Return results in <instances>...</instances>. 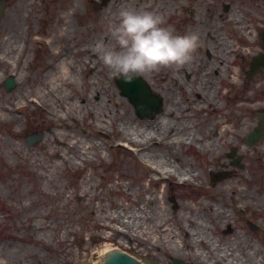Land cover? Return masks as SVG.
<instances>
[{
    "label": "rangeland",
    "instance_id": "374dc122",
    "mask_svg": "<svg viewBox=\"0 0 264 264\" xmlns=\"http://www.w3.org/2000/svg\"><path fill=\"white\" fill-rule=\"evenodd\" d=\"M6 2L7 9L0 17V249H19L32 264H85L98 261L99 251L112 244L139 264H173L174 258L181 264H213L216 255L207 249L205 261L199 260L195 252L206 244L196 246L187 235L203 220L208 239L221 244L240 239L235 244L237 250L251 252L255 260L244 262L246 252L241 255L237 251L239 259L244 264H264V136L252 145L246 142L258 122L246 106L258 92L248 89L256 80L247 82L245 67L247 58L261 48L264 0H110L99 8L95 6L100 0ZM129 5L155 9L177 31H198L201 36L194 59L181 66L183 71L180 66H174L177 72L162 67L141 75L163 100V111L153 120L138 117L135 107L121 94L116 76L94 50L107 20ZM236 15L241 17L239 23ZM8 38L10 45L4 41ZM62 57L77 62L76 75L71 78L74 82L64 89L71 93L68 101L82 106L81 112L67 118L54 113V96L44 97L40 90L44 77ZM222 62L227 64L226 77L237 72V85L226 79L219 82L215 71L223 67ZM208 66L215 70L207 72ZM9 77L15 79L10 91L5 87ZM212 83L220 93L229 90L220 114L193 107L200 95L210 97ZM261 88L264 92V80ZM97 92L104 104L93 102ZM32 95L42 102L29 103ZM261 96L259 104L264 109V93ZM173 100L181 106L187 103L193 110L191 114L183 110V120L188 118L191 129L200 136L208 133L211 139L217 138L220 116L232 130L217 141L215 150H204L197 142L170 148L167 139L159 137L137 143L123 132V123L147 127L166 118V108ZM7 107L9 114L5 113ZM91 109L96 114L101 111L99 119ZM168 119L172 124L180 121ZM54 130L80 138L87 154L64 167H49L58 158L48 156L44 147L66 150L51 137ZM40 132L42 140L29 145L28 137ZM143 147L160 160L184 163L198 175L183 181L156 171L145 160ZM233 147L236 155L231 158L228 154ZM232 170V175L212 182L213 173ZM153 198V206H166L170 214L166 226L180 244L178 251L168 249L167 244L143 248L142 241L147 240L141 232L154 218L143 217L132 224L127 218L107 217L130 211L140 214ZM180 214L186 217L182 219ZM251 223L259 230H253ZM115 229L138 237L131 236L128 242Z\"/></svg>",
    "mask_w": 264,
    "mask_h": 264
},
{
    "label": "bare ground",
    "instance_id": "6f19581e",
    "mask_svg": "<svg viewBox=\"0 0 264 264\" xmlns=\"http://www.w3.org/2000/svg\"><path fill=\"white\" fill-rule=\"evenodd\" d=\"M235 18L238 20L239 23L241 21L240 15H236ZM241 29H245V25L240 26ZM65 32V31H64ZM65 34V33H63ZM5 43L12 44L10 41V38L4 40ZM231 46L234 48V50H238L236 48V45H234L232 42L230 43ZM96 52V51H95ZM247 52V51H245ZM56 53H60V51H56ZM97 54V53H96ZM4 58V57H1ZM101 61V60H100ZM13 63V62H12ZM77 62L73 60H69L67 57H62V60L57 63L55 69L51 72H48L46 76L44 77L42 83L40 84V90L43 92V96L53 95L54 96V113L57 115H61L64 118L76 113L81 112L82 106L79 105L77 102L74 101L70 102L68 99L71 97V93L68 89H64L65 85H71L74 81H71L72 76L76 75L73 73H76L75 66ZM223 67H219V70H216V74L220 76V81L227 80L229 84H238V78H237V72L232 71L229 77H226L224 75V70L227 67V64L222 62ZM179 67V66H178ZM175 68V67H173ZM225 68V69H224ZM176 69V70H175ZM174 70L177 72V68ZM178 69L183 71V67H179ZM215 70L214 66H208L207 72L210 70ZM220 71V72H219ZM162 80H166V76L162 77ZM175 80V79H174ZM215 81V80H214ZM15 82V79H14ZM178 81L176 80L175 83ZM211 85V95L210 97H206L205 95H200L199 101L194 104L193 107H196L199 111H204L206 109H210L212 114L218 113L220 114L221 110L226 107L227 104H225L224 99L229 94V90H224L222 93L218 91L216 86L212 84ZM93 88H95L93 86ZM217 94V95H216ZM76 96V95H75ZM93 102H100V104H104L105 100L101 94V92H97L94 96ZM28 102H32L34 104H40L42 101L39 99V97L36 95L28 96ZM85 100V99H84ZM97 100V101H96ZM110 102L112 100H109ZM122 104V103H121ZM180 103H177L175 100L172 101V103L169 105L168 108H166V118H162L160 120H157L153 125L151 126H133L128 125L127 123H123L122 130L125 134L128 135L130 140H134L137 143L142 142H148L149 140H152L153 138L159 137L160 140L167 139L168 141V147L173 148L175 144H181V143H194L197 142L199 146H201L202 149H212L215 150L217 146V141H220L223 136L227 133V131L232 128L226 124V121L223 120V117L220 116L219 120L216 122V126L219 128H216L218 131L217 138L211 139L208 135V133L204 134L203 136H200L197 130L191 129L192 125L191 122L188 121V118H185L183 120V110H187V114H191L193 110L189 107V105L186 103L185 105H179ZM91 112H94V116L96 115V118L99 119V114L91 109ZM6 114H9L8 107L5 110ZM110 112H108L109 114ZM170 117L173 118H179L180 121L177 123L172 124V122L168 119ZM190 126V127H189ZM233 134V132H232ZM51 137L59 144L63 145L66 150L62 151L61 147H54L51 148H45L44 150L46 154L50 157H56L58 158V161H52L51 165L49 167H56V166H66L71 163V161L76 157L77 159L83 156V154H87L84 152L83 148H81L82 140L80 138H75V136L69 135L64 132H58L52 131ZM45 140H47V136L45 137ZM247 148V146H245ZM93 149L96 148L93 146ZM141 151H144L145 160L152 165V167L159 171L160 173H163L165 175H176L180 178V180L186 181L188 179H192L195 176H197V171H191L190 168H187V165H184V163L178 165L175 162L172 161H163L160 160L161 158H158V155L153 154L151 152H146L147 148H141ZM186 167V169H183V167ZM143 201V200H142ZM141 201V202H142ZM154 198L149 199L146 203V207H144L140 214L138 213H132V211L128 213H121L117 216L114 214H108L107 217L112 218H127L128 221L132 224H135V220H141L143 217L144 219L154 218L155 221H153L144 231H142V235L146 236L147 241H142L143 248H150L151 246H159V245H166L168 246V249L173 250H180V244L178 240L175 238L174 234L171 232L170 226H166L167 222L170 220V214L166 208V206H153ZM152 204V206H151ZM150 209H155V212ZM180 217L184 219L186 216L183 214H180ZM212 218H215L214 215L211 216ZM127 223V221H125ZM129 225V223H128ZM208 228L207 224L203 220H199L197 223V226L187 233L188 236H191L194 242H196V246L202 244H206L200 249L196 250L195 254L198 257L199 260L205 261V257L207 258V254H209L208 250L211 252L210 254H215L216 258L212 260L213 264L219 263V264H244V262H247V260H252L255 255L251 252H247L245 249H239V246H235V244L240 241V239H237L236 243L230 242V243H219L218 241H213L211 239H208V237L204 234H206ZM115 232L117 234L124 235L128 242L132 239L137 238V235L131 234L130 232H125L123 230L115 229ZM166 232V233H165ZM203 236H201V235ZM151 235H154L156 238L151 237ZM135 243V242H133ZM209 246V247H207ZM208 249V250H207ZM118 251L119 248L112 247V244L105 245L104 249L99 251L100 258L104 253H110V251ZM236 250V251H235ZM206 251V252H205ZM239 252L241 255H246L243 257L244 262H242L241 259H239V255L235 252ZM120 252V251H119ZM131 259H134L133 256L128 255ZM0 264H32V261L30 259H27L28 257L19 249L16 248H7L5 250L0 249ZM209 257V256H208ZM98 260V261H99ZM255 260V259H253ZM98 261H95L91 263L90 261H87V264H99ZM211 264V263H209Z\"/></svg>",
    "mask_w": 264,
    "mask_h": 264
},
{
    "label": "clouds",
    "instance_id": "9594fccd",
    "mask_svg": "<svg viewBox=\"0 0 264 264\" xmlns=\"http://www.w3.org/2000/svg\"><path fill=\"white\" fill-rule=\"evenodd\" d=\"M200 42L198 31L179 32L163 13L129 5L107 20L94 50L111 75L131 81L162 67L188 64Z\"/></svg>",
    "mask_w": 264,
    "mask_h": 264
},
{
    "label": "water",
    "instance_id": "95a60500",
    "mask_svg": "<svg viewBox=\"0 0 264 264\" xmlns=\"http://www.w3.org/2000/svg\"><path fill=\"white\" fill-rule=\"evenodd\" d=\"M110 0H101V3L96 4L95 8L105 6ZM7 9L6 0L0 1V17H2ZM264 37V34H263ZM258 61V60H255ZM264 62V57H263ZM256 67L253 66V69ZM116 83L121 90V94L129 99V101L134 105L136 113L140 119L143 120H153L163 111V100L159 94L152 91L151 87L147 82L141 77L137 76L131 81L124 80L120 77H116ZM15 87V82L13 78H9L6 81L7 90H12ZM259 131H256L250 136V144H254L259 140ZM43 138V133H38L33 136H29L27 142L29 145H33L41 141ZM235 156V150L229 154V157ZM239 165V160L235 162ZM230 172H218L212 175V182H217L229 176ZM255 229L257 227H254ZM173 264H181V260L174 259ZM85 264L87 262L85 261ZM99 264H138L134 259H131L128 255L120 253L118 251H110V253H104Z\"/></svg>",
    "mask_w": 264,
    "mask_h": 264
},
{
    "label": "flooded vegetation",
    "instance_id": "af4514ba",
    "mask_svg": "<svg viewBox=\"0 0 264 264\" xmlns=\"http://www.w3.org/2000/svg\"><path fill=\"white\" fill-rule=\"evenodd\" d=\"M264 32H262V35L260 37V45L261 48L259 51L256 53H252L249 58L246 60V80L247 82H252L253 80H256V84L251 88L247 87L248 89L252 90L255 89L256 92H258V95H256L255 98L250 100V105H247L246 107L249 109V112L254 114L257 117V124L256 126L252 129L251 132L247 134L246 142H249V137L251 134H253L255 131L259 129L261 138L264 136V109L261 108V104H259L260 101H262V96L261 93L263 94L264 92L263 89L261 88L262 86V81L264 80V62H263V57H264V37H263ZM258 60V61H255ZM256 67L253 69V66ZM260 77H263L260 79ZM245 100L248 101V98L245 97ZM256 102L257 104H254ZM249 144V143H248ZM236 150L235 147L232 148V150ZM234 173L232 170L231 175Z\"/></svg>",
    "mask_w": 264,
    "mask_h": 264
}]
</instances>
